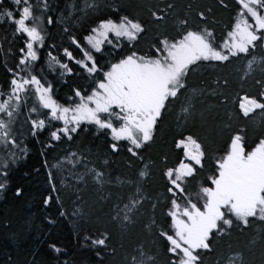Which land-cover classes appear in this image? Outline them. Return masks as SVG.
Returning <instances> with one entry per match:
<instances>
[{"label": "trees", "instance_id": "16d2710c", "mask_svg": "<svg viewBox=\"0 0 264 264\" xmlns=\"http://www.w3.org/2000/svg\"><path fill=\"white\" fill-rule=\"evenodd\" d=\"M30 2L34 14L39 15L36 0ZM48 3L49 9L42 18L46 38L44 46L39 48L40 59L34 66V74L51 83L53 98L65 106L79 102L74 89L87 95L95 84L78 65L67 60L63 49L82 58L70 37L85 44L84 37L100 20L128 15L145 27L134 47L126 42L119 49L104 44L102 52H93L98 65L107 71L110 63L131 51L154 55L151 49L153 45L159 46V39L178 36L181 20H187L193 30L210 29L220 44L241 7L237 0H223V3L220 0H87L94 3L92 8L85 6L86 0H48ZM169 3L175 7L163 21L151 17V11L163 9ZM0 9L15 11L16 6L11 0H3ZM201 11L206 19L197 15ZM49 16L51 24L47 23ZM14 27L7 19L0 22V91L5 93L11 79L7 69L18 70L19 49L24 47L23 39L14 35ZM109 38H113L111 34ZM261 42L248 54L233 57L229 62H201L194 66L186 77L187 88L177 99L167 102L153 140L139 150L142 159L128 153L126 141H121L120 150L113 152L110 130H98L88 123L82 124L71 140L62 138L48 147L50 131L62 123L53 121L33 136L29 117L35 119L37 114L29 113L32 100L26 102L12 126L19 147L0 145V161H3L0 172L7 173L0 176V180L6 181L5 189L0 190V264H133L132 257L143 259L140 253L153 258L146 264H170L168 243L159 234L170 232L171 225L166 216L170 196L163 173L184 159L183 150L176 148V142L184 136H194L205 151L203 169L195 180L189 181L187 190L194 193L200 186H210L208 177L215 174V160L224 154L231 135L243 129L248 151L264 139V112L257 110L244 118L238 109L239 97H259L262 90L256 83L264 81ZM49 52L68 63L73 74L61 76L59 67L55 72L50 71ZM249 60L257 61L251 71L247 68ZM101 78L102 75L97 76ZM189 102V113L182 112ZM114 124L119 126V122ZM142 170L149 174L141 178ZM95 172L104 173L101 182L96 181ZM137 187L140 194L134 195ZM17 189H21L19 196ZM49 196L52 200L45 206L44 200ZM141 197L142 203L130 214V223L112 218L116 215L114 205L123 209L130 199ZM104 232L110 237L105 248L85 240L86 236L96 239ZM50 245L61 251H54ZM229 259H234L235 264H264V221L250 218L247 226L234 221L225 234L213 235L211 251L201 252L202 264H228Z\"/></svg>", "mask_w": 264, "mask_h": 264}, {"label": "snow or ice", "instance_id": "6c2138e0", "mask_svg": "<svg viewBox=\"0 0 264 264\" xmlns=\"http://www.w3.org/2000/svg\"><path fill=\"white\" fill-rule=\"evenodd\" d=\"M220 2L223 3V0ZM2 3L3 0H0ZM11 3L16 10L0 9V22L7 19L15 26L14 35L23 39L24 47L19 49L18 70L7 69L11 73L9 90L6 93L0 91V97H5L0 99V145L4 146L19 147L12 126L22 106L32 100L29 113L37 114L35 119L29 117L33 136L53 121L63 122L61 127L50 131L48 147L62 138L71 140L80 126L88 123L98 130H110L113 141L110 148L113 152H118L120 142L126 141L128 153L142 159L139 150L153 140L157 122L167 102L177 99L187 88L186 77L194 66L201 62H229L233 57L248 54L257 42L264 41V0H237L240 11L222 43H216L210 29L193 30L188 27L187 20H181L178 36L159 39V46L153 45L151 49L154 55L131 51L117 62L110 63L108 70L104 71L93 52H102L104 44L119 49L122 42H126L129 47H134L145 32L144 25L128 15L118 19L106 18L90 29V34L84 37L85 44L70 37L72 45L82 53V58L78 59L67 48L63 49L67 60L78 65L95 84L87 95L80 89H74V97L79 102L65 106L53 98L51 83L34 74V66L40 59L38 51L44 46L46 38L42 18L49 9L48 0H36L35 9L40 12L39 15L34 14L30 0H11ZM85 6L92 8L94 3L89 4L86 0ZM174 7L169 3L163 9L151 11V17L163 21ZM197 15L202 20L206 19L203 11ZM52 22V18L47 17V23ZM110 34L113 38H109ZM48 57L50 71L55 72L59 67L61 76L73 74L68 63L61 62L51 52ZM253 63L254 60L247 63L249 71ZM98 75H102V78L97 79ZM223 83L227 86L228 82L225 80ZM256 83L262 89L259 97H239L238 109L244 118H249L257 110L264 112V81ZM190 107L189 102L181 111L189 113ZM41 115L43 119L39 118ZM114 121L119 122L118 127ZM243 132L240 129L231 135L224 154L215 160V174L208 177L210 186H200L194 193L187 189L189 181L195 180L198 171L204 167V148L192 135L176 142V148L183 150L184 159L177 167L168 168L163 173L170 196L166 216L171 225L170 232L159 233L168 243L167 251L172 257L170 264H202L201 252L211 251L214 234H225L234 221L242 226H247L250 218L264 221V139H260L248 151ZM72 155L75 156V153ZM12 156L15 157V153ZM2 165L3 161H0ZM148 174L142 170L139 176L143 178ZM6 175V172H0V176ZM103 176L104 173L95 172L97 182H101ZM51 177L50 172V184ZM5 187L6 181L0 180V190ZM52 191H56L54 184ZM16 194L19 196L21 189H17ZM139 194L137 187L134 195ZM142 199H130L123 209L114 205L116 215L112 218L130 223V214L138 208ZM51 200L52 196L47 197L45 206ZM109 239L107 232L100 233L96 239L85 237L93 246L101 248L107 247ZM50 247L56 252L61 251L55 245ZM140 255L143 259L132 257L133 264H146L153 259L145 257L143 253ZM235 255L239 257L238 253ZM228 264H235V260L229 259Z\"/></svg>", "mask_w": 264, "mask_h": 264}, {"label": "rangeland", "instance_id": "374dc122", "mask_svg": "<svg viewBox=\"0 0 264 264\" xmlns=\"http://www.w3.org/2000/svg\"><path fill=\"white\" fill-rule=\"evenodd\" d=\"M261 43H262V46L264 47V41H262ZM255 62H257V61H254V63H255ZM60 122L63 124L62 121H60ZM250 151H251V150H250ZM185 162H187V161H185Z\"/></svg>", "mask_w": 264, "mask_h": 264}]
</instances>
